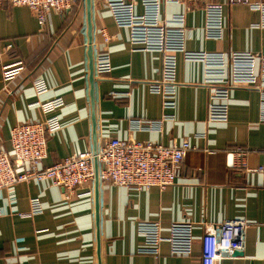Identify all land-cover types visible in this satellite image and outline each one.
<instances>
[{"label":"crops","instance_id":"obj_1","mask_svg":"<svg viewBox=\"0 0 264 264\" xmlns=\"http://www.w3.org/2000/svg\"><path fill=\"white\" fill-rule=\"evenodd\" d=\"M126 1L135 14L146 12L143 0ZM217 1L223 6L218 38L206 34L204 1L159 3L161 22L184 16L182 50H151L132 40L107 0L52 10L43 29L29 7L1 4V149L11 153L12 128L43 121L40 103L58 97L65 102L56 112L61 127L48 136L40 168L111 138L166 146L187 140L193 147L165 189H130L99 178L74 194L50 178L1 189L0 264H203L205 234L229 219L247 222L246 246L217 264H264V174L257 170L264 162L262 14L251 3ZM103 51L112 70L98 78L95 60ZM208 53L225 56L222 82L206 81ZM19 66L25 70L6 83L4 71ZM36 79L46 82L45 92H36ZM162 81L174 83L172 108L151 90ZM238 148L246 150L245 167L230 165ZM153 223L160 227L158 255L140 251L145 226Z\"/></svg>","mask_w":264,"mask_h":264},{"label":"built area","instance_id":"obj_2","mask_svg":"<svg viewBox=\"0 0 264 264\" xmlns=\"http://www.w3.org/2000/svg\"><path fill=\"white\" fill-rule=\"evenodd\" d=\"M204 1L206 10V34L210 38L221 37L223 6L217 0H143L146 12L143 15L134 13V4L126 0H107V4L118 26L130 29L132 40L145 42L148 49L182 50L184 16H177L170 23L161 22L158 17L160 2L180 3ZM7 2L14 6H27L35 14L41 29L49 20L52 10L63 11L73 7L78 0H0V6ZM229 4L251 3L260 9L261 26L264 27V0H228ZM170 22V21H169ZM177 25L176 27H173ZM104 42L111 39L105 28L100 30ZM11 48V44L6 46ZM207 66L206 81L215 84L223 81L226 73V59L223 54L208 53L205 55ZM25 70L24 66L5 70L3 80L8 83ZM112 65L108 51L97 55L95 72L98 78H104L111 73ZM259 81L264 84V56H261L259 66ZM174 83L168 81L153 82L151 90L162 92L164 107L175 105ZM37 93L47 90L43 79L33 81ZM63 98H53L41 102L40 106L47 117L43 121H28L16 124L11 130L12 152L8 153L0 147V190L11 187L18 182L29 181L32 178H50L57 186H62L68 194H74L76 187L88 184L96 178L104 182L125 186L130 189H148L156 186L165 189L176 181L186 154L193 146L185 140L180 145L166 146L158 142H140L133 139L123 140L111 138L98 144L94 149H88L78 154L66 157L50 166L40 168L47 157L48 136L61 127L57 111L64 106ZM264 119V93L261 99ZM236 162L232 159L231 166H246V150L238 148L234 153ZM23 169V171H18ZM258 171L264 174V162ZM32 213L40 211L37 200H33ZM1 214V208H0ZM146 244L140 250L144 253L158 255L160 227L158 223L145 226ZM247 222L240 219L224 220L219 230L207 232L203 238V264H217L220 260L233 257L236 251H242L246 246Z\"/></svg>","mask_w":264,"mask_h":264},{"label":"water","instance_id":"obj_3","mask_svg":"<svg viewBox=\"0 0 264 264\" xmlns=\"http://www.w3.org/2000/svg\"><path fill=\"white\" fill-rule=\"evenodd\" d=\"M241 253V251H236L234 254L235 255H238V254H240Z\"/></svg>","mask_w":264,"mask_h":264}]
</instances>
